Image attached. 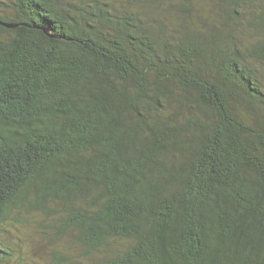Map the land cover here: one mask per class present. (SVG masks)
<instances>
[{
    "label": "trees",
    "instance_id": "trees-1",
    "mask_svg": "<svg viewBox=\"0 0 264 264\" xmlns=\"http://www.w3.org/2000/svg\"><path fill=\"white\" fill-rule=\"evenodd\" d=\"M0 21V223L40 209L78 264H264V0H10Z\"/></svg>",
    "mask_w": 264,
    "mask_h": 264
},
{
    "label": "rangeland",
    "instance_id": "rangeland-1",
    "mask_svg": "<svg viewBox=\"0 0 264 264\" xmlns=\"http://www.w3.org/2000/svg\"><path fill=\"white\" fill-rule=\"evenodd\" d=\"M9 3L10 0H0V8ZM256 114L258 123H264V114ZM16 211L14 208L12 218L0 223V246H7L10 253L0 259V264H78L81 249L70 250L75 248L73 240L59 232L54 217L40 214L34 206L25 207L19 214ZM57 251L69 255L70 260L63 255L61 259Z\"/></svg>",
    "mask_w": 264,
    "mask_h": 264
},
{
    "label": "water",
    "instance_id": "water-1",
    "mask_svg": "<svg viewBox=\"0 0 264 264\" xmlns=\"http://www.w3.org/2000/svg\"><path fill=\"white\" fill-rule=\"evenodd\" d=\"M0 24L3 25V26H5V27H14V26H16L15 24L4 23V22H1V21H0Z\"/></svg>",
    "mask_w": 264,
    "mask_h": 264
}]
</instances>
